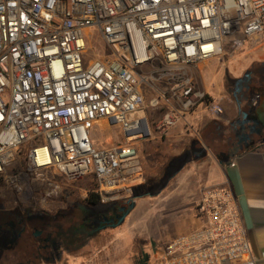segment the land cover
Returning <instances> with one entry per match:
<instances>
[{
  "label": "built area",
  "instance_id": "2783aa9c",
  "mask_svg": "<svg viewBox=\"0 0 264 264\" xmlns=\"http://www.w3.org/2000/svg\"><path fill=\"white\" fill-rule=\"evenodd\" d=\"M90 31L109 53L87 61ZM262 37L264 0H0L3 204L50 212L85 178L100 204L128 200L142 177L136 143L151 136L149 114L161 109L162 132L200 105L220 116L188 70L234 59ZM101 122L125 143L96 144ZM140 124L147 132L127 133ZM193 210L200 227L148 264H256L231 190L204 188Z\"/></svg>",
  "mask_w": 264,
  "mask_h": 264
},
{
  "label": "crops",
  "instance_id": "0c3cea01",
  "mask_svg": "<svg viewBox=\"0 0 264 264\" xmlns=\"http://www.w3.org/2000/svg\"><path fill=\"white\" fill-rule=\"evenodd\" d=\"M239 55L237 60H231V74L214 75L209 89L202 88L196 73L188 70L197 88L220 106V116L200 105L162 132L155 122L163 113L154 110L149 114L151 136L136 143L142 174L139 183L144 177H157L155 182L166 187L165 191L173 190L172 198L164 199V214L174 212L181 218L179 236L200 227L201 221L193 209L204 188L217 186L231 190L252 256L256 264H264V145L241 147L237 138L243 135L242 115L236 101L233 103L227 95L226 88L228 78L239 79V69L254 62L264 64V37L248 40ZM208 62L199 64L196 71ZM256 117L263 119L259 114ZM182 190H189V193L182 194Z\"/></svg>",
  "mask_w": 264,
  "mask_h": 264
},
{
  "label": "rangeland",
  "instance_id": "374dc122",
  "mask_svg": "<svg viewBox=\"0 0 264 264\" xmlns=\"http://www.w3.org/2000/svg\"><path fill=\"white\" fill-rule=\"evenodd\" d=\"M89 35L88 51L84 55V58L88 61L95 57L108 55L109 51L100 38L96 34L94 35L93 31H90ZM240 56H236L235 60ZM231 60L227 56L225 58L220 57L210 60L198 71H196L197 69L191 70L196 73V78L201 87L209 89V83L214 75L222 73L229 76L231 74ZM259 66L260 63L254 62L245 69H239V79H242L245 74L251 70H255ZM145 74L155 75L156 69L152 68L148 70V68H143L142 75ZM252 79L254 81L251 86L252 90L245 91L242 89L241 91V94H244V97L247 96L248 100L244 102L241 100L240 94L238 93L237 95L241 104V112L246 114V121L253 120L257 114L263 116L264 119V82L261 86L256 84L259 80L256 74H252ZM235 81L236 79L229 80V78L226 81L227 95L233 103L235 100L233 96V84ZM157 86L159 88L168 87L162 84H157ZM152 95L151 91H147L146 100ZM159 113L162 114L163 112ZM260 128L262 129L261 125ZM135 131L145 133V126L140 124L138 128L127 133ZM93 139L96 144L103 146L125 143V139L118 129L108 127L103 122L95 125ZM156 179L157 177H144L141 180L142 182H138L131 197L128 199L131 202L123 200L118 202V205L117 203L116 205H87L85 202L87 199L86 194L90 196L89 192L94 189V183L88 178L70 183L68 188L63 191L62 197L52 205L50 212L45 213L53 215L67 210L69 206H73L74 204L83 205L82 213L84 217L89 219H94L97 215H102L108 209L117 206H124L128 210V213L123 222L114 228L101 230V232L90 239L82 241L81 246H75L78 243L72 244L75 248L67 253H62L60 259L55 264H148L156 260L161 254L164 245L179 236L177 233L181 226V218L179 216L176 217L174 212L164 214V199L172 198L173 190L165 191L166 187H163L160 182H155ZM187 193H189V190H182V194ZM7 201V199L0 197V207L3 206L4 202L7 203ZM131 205L133 206L130 207ZM27 258L7 255L6 257H0V264H29L26 263ZM40 263L46 262L41 261L30 264Z\"/></svg>",
  "mask_w": 264,
  "mask_h": 264
},
{
  "label": "flooded vegetation",
  "instance_id": "af4514ba",
  "mask_svg": "<svg viewBox=\"0 0 264 264\" xmlns=\"http://www.w3.org/2000/svg\"><path fill=\"white\" fill-rule=\"evenodd\" d=\"M252 74L258 75L259 80L256 84L261 86L264 82V64H260L258 68L234 82L235 101H240L237 97L238 93L241 100H248L241 91L252 90L251 86L254 83ZM245 118L241 116L240 125L243 135L237 138L242 143L241 147L244 149L264 145V120L261 123L258 117L249 121ZM82 206L74 204L67 210L52 215L3 204L0 207V257L7 255L28 257L26 263L39 258L46 263L55 264L62 253H67L76 246L67 243L70 240L64 239L61 234L82 226L84 229L82 237L88 235L91 238L103 229L114 228L118 219L128 213L124 206H117L108 209L102 215H97L94 219H89L84 217Z\"/></svg>",
  "mask_w": 264,
  "mask_h": 264
},
{
  "label": "trees",
  "instance_id": "16d2710c",
  "mask_svg": "<svg viewBox=\"0 0 264 264\" xmlns=\"http://www.w3.org/2000/svg\"><path fill=\"white\" fill-rule=\"evenodd\" d=\"M128 201L131 202V200H127V202ZM85 202L87 205H99L100 204L99 196L95 193H91L90 196L85 200ZM117 205H118V203H117ZM30 212H31V210H30ZM83 233H84V229L82 228V226L81 227L77 226V227H75V229H72L69 232L63 233L61 235L64 239L70 240L67 243H69V244L78 243V244H76V246H81V243H83L82 241L90 239L88 235L82 237ZM37 262H41V260L38 258V259H36V261H33L31 263H37Z\"/></svg>",
  "mask_w": 264,
  "mask_h": 264
},
{
  "label": "water",
  "instance_id": "95a60500",
  "mask_svg": "<svg viewBox=\"0 0 264 264\" xmlns=\"http://www.w3.org/2000/svg\"><path fill=\"white\" fill-rule=\"evenodd\" d=\"M236 104H237V106H238V108H239L240 113L242 114V116H243V117H246V114H245L244 112H241L240 101L236 100ZM132 206H133V205H131L130 207H132ZM125 216H126V214L123 215V216H121V217L118 219V221H117V223L115 224V226L121 224V223L123 222Z\"/></svg>",
  "mask_w": 264,
  "mask_h": 264
}]
</instances>
